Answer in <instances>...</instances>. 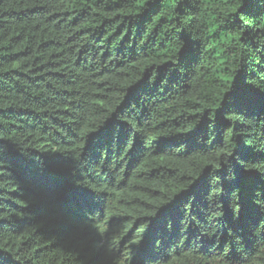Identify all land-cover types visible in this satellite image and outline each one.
<instances>
[{"label":"trees","instance_id":"obj_1","mask_svg":"<svg viewBox=\"0 0 264 264\" xmlns=\"http://www.w3.org/2000/svg\"><path fill=\"white\" fill-rule=\"evenodd\" d=\"M0 264H264V0H0Z\"/></svg>","mask_w":264,"mask_h":264}]
</instances>
